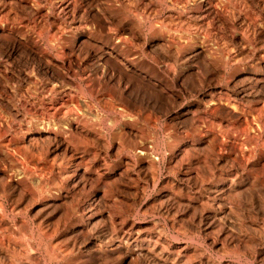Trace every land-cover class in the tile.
<instances>
[{"label":"rangeland","instance_id":"1","mask_svg":"<svg viewBox=\"0 0 264 264\" xmlns=\"http://www.w3.org/2000/svg\"><path fill=\"white\" fill-rule=\"evenodd\" d=\"M0 264H264V0H0Z\"/></svg>","mask_w":264,"mask_h":264},{"label":"bare ground","instance_id":"2","mask_svg":"<svg viewBox=\"0 0 264 264\" xmlns=\"http://www.w3.org/2000/svg\"><path fill=\"white\" fill-rule=\"evenodd\" d=\"M10 1H12V0H10ZM18 2H20V1H18ZM52 38H53V37H52ZM27 236H28V235H27ZM29 236H30V235H29ZM28 238H30V237H28ZM28 238H27V239H28ZM36 250H37V249H36ZM54 256H55V255H54Z\"/></svg>","mask_w":264,"mask_h":264}]
</instances>
